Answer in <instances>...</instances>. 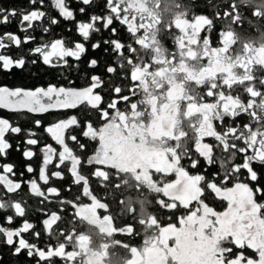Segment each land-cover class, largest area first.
Instances as JSON below:
<instances>
[{
  "label": "flooded vegetation",
  "instance_id": "1",
  "mask_svg": "<svg viewBox=\"0 0 264 264\" xmlns=\"http://www.w3.org/2000/svg\"><path fill=\"white\" fill-rule=\"evenodd\" d=\"M106 3L107 0H93L90 5H83L79 0H68L75 16V20L72 21L59 16L58 10L53 9L52 0H44L43 4L38 5L30 3L32 10H36L38 6L58 23L51 24L46 16L43 27H48L49 32L44 33L38 26L32 33L36 39L21 45L23 55L28 54L27 57L36 59V56L30 55L26 48L30 46L33 49L55 39L66 40L69 46L82 42L88 51L82 61L68 58L70 66L53 69L37 60L41 66L49 68V72L53 73L48 83L38 87H47L51 83L82 89L90 86V76L93 74L100 75L104 80L111 79L114 84L127 86L129 80H121L118 75L109 77L106 74L105 68L106 64L110 63L111 48H108L106 54L104 49L107 46L103 45L102 41L106 38L133 41L129 48L130 56L125 57L128 60L125 72L130 71L135 81L131 84L133 91L123 93V101L111 92L100 93L101 107L107 108L108 102H113L114 110L109 109V112L111 114L114 111L113 114L116 115V119H110L106 125L103 147L100 149L102 156L96 161L100 165H87V159L95 155L99 145L97 141L85 138L82 134L88 130L89 123L94 129L104 124V118L99 111L90 105L58 109L64 116H56L53 124L71 117L77 118V125L65 130L66 143L78 158H83L78 169L89 179L90 191L99 198V203L108 205L105 214H110L112 218L111 221L108 220L110 225L113 224L118 229L113 231L116 234L113 240L116 242L117 238L120 240L121 235L126 234L128 229L124 226L134 227V233L127 234V244L131 247L130 255H125V258L129 256L128 264H133L134 261L136 264H152L153 259L160 264H168V257L180 258L181 255L185 259H192L195 257L192 249L199 239L198 233L201 230L197 228L193 232L187 228L173 229L169 226L168 231H162L160 226L180 227L179 219L187 215V212L183 208L178 210L162 208L157 201L170 202L169 198L152 191L148 185L158 184L159 180L175 181L174 174L154 175L153 169L163 167L167 163V158L174 154L177 145L180 147L188 145L193 149L192 157L199 159V166L196 168L190 166V159L182 161L190 174L211 177L213 173H217V178L224 175L223 169L219 166L220 150L214 149L217 164L209 166L204 158L198 157L192 141L198 136L212 135L214 131L209 119L213 111L208 103L211 98L206 93H211L215 88L214 95L219 97L220 86L227 85L231 88L230 96L238 94L241 98L239 101L228 102L238 105L242 99H247L245 92L258 94L254 90L259 84L264 83V0H122V7L127 10L129 17L131 37L126 31V25L117 21L111 26L117 29V35L98 25L101 27L100 33H93L88 42L83 41L77 32V24L89 22L93 14H109ZM229 4L233 5L231 9ZM81 7L85 9L83 14L79 11ZM226 10L232 11L234 15L229 19L218 18V15L222 17ZM199 14L215 21L211 41L213 46L218 43L217 33L222 26L225 28L223 47H205L201 42L199 30L204 22L203 18H200V25H197L195 31L190 29L192 15ZM178 23L182 29L180 31L176 27ZM241 23L242 27L234 26ZM24 37L25 35L21 36V39ZM96 41H101L102 47L94 52L91 44ZM92 58L99 61V65L94 69L87 66V62ZM248 120L246 115L241 116L235 121V125L246 124ZM229 123L232 122L225 121V125ZM214 126L218 131H223L218 123ZM73 135L77 137L76 141L71 140L70 137ZM216 143L211 137H204L201 140V144H207L209 147ZM80 144L85 146L83 150L79 148ZM65 168L68 171L67 165ZM96 170L101 178L93 176ZM260 171L264 172V169ZM66 176L69 177L71 184L74 178L69 172ZM93 180H96L95 184ZM109 186L115 187L117 192L120 191L122 195L127 196V199L124 197L118 199L123 203L126 201L125 205H121L127 209L122 219L119 217L120 207L109 205V200L100 193ZM79 187L82 191V185ZM80 203L86 204H81L77 212L93 206L88 205L91 203L90 198H82ZM204 203L217 212H223L227 208L225 201L208 190L204 193ZM97 207L98 204L95 206L96 211ZM81 215L79 214L77 218L81 219V225L85 227L92 225L91 227L97 229V234L93 232L95 239L103 242L110 240L99 223H92L85 219L84 215L80 218ZM155 218L158 219V223L153 224ZM74 222L76 224V220ZM188 223L195 224L196 219ZM123 228L127 230L124 231ZM193 236H196L197 240H193ZM145 240L152 241L155 245L150 253L144 252ZM157 240L164 243H156ZM133 248L138 251L133 253ZM244 252L250 258H257V253L253 250L245 249ZM55 260L56 258L53 262ZM67 260L69 264H77L74 255H67L66 262Z\"/></svg>",
  "mask_w": 264,
  "mask_h": 264
},
{
  "label": "snow or ice",
  "instance_id": "2",
  "mask_svg": "<svg viewBox=\"0 0 264 264\" xmlns=\"http://www.w3.org/2000/svg\"><path fill=\"white\" fill-rule=\"evenodd\" d=\"M83 5H90L93 0H79ZM32 5L43 4L44 0H30ZM54 10H58L59 16L64 20H75L74 12L70 9L68 0H52ZM246 7V5H244ZM233 7L229 4V8ZM106 8L109 10L107 15L93 14L89 22H79L77 24V32L83 41L88 42L93 33H100L101 25L104 30H110L113 35H117V29L111 27L114 22H120L126 25V31L131 37L128 24L129 17L127 10L122 7V0H107ZM80 13H84L85 9L81 7ZM232 11L226 10L220 19H229L233 16ZM19 16V27L22 32L35 31L39 26L44 33L49 32L48 27H43L46 16L48 14L36 7V10L18 13L15 8L9 10L8 7L0 6V25H9L12 23V18ZM200 18H203V24L200 25ZM51 24L55 25L58 21L55 18L48 16ZM197 25H200L199 35L201 42L205 47H223L225 28L222 26L217 33L218 43L212 45V33L215 28V21L203 14L192 15L189 25L192 31H195ZM234 26H241L234 25ZM177 30H182L179 23L176 25ZM203 33V35H202ZM206 38V39H205ZM33 35H27L22 40L12 32H5L0 36V50L10 49L15 47L21 48V45L29 41L35 40ZM235 39V37H233ZM105 47L104 51L107 54L108 48H111L110 63L106 64L105 72L109 77L118 75L121 80H129L127 86L122 84H114L111 79L104 80L100 75L93 74L90 76V86L82 89L75 87H64L58 84H49L47 87L23 88L8 86H0V109H7L10 112L23 114L35 113L45 114L58 109H74L78 106L90 105L102 114L104 124L94 129L88 124V130L82 134L85 138L97 141L99 147L95 155L88 158L86 163L88 166L96 163L102 156L100 149L103 147V138L106 132L108 121L115 120L116 115L113 112L110 114L109 109L114 110L113 102L109 101L107 108H102V95L100 93L111 92L119 96L120 100L124 96L123 93H131L133 91L131 84L135 83L132 73L125 72V65L128 60L125 57L130 56V44L133 41H118L116 39L106 38L102 41ZM102 47L101 41H96L91 44V49L95 52ZM88 49L85 43L76 42L73 46H69V42L63 39H55L50 43L42 46H37L30 50L36 59H31L30 63L36 64L40 60L44 65L50 66L53 69H59L61 66H70L68 58H74L75 61H82ZM99 65L96 58H92L87 62L90 69H94ZM79 68L80 65L78 64ZM26 68V59L21 57L14 59L11 54L0 52V73L11 74L14 69L24 70ZM227 89V91H225ZM98 90V91H97ZM216 89L213 88L211 93L206 95L211 98L208 101L209 106L213 109L209 115L212 127L214 129L212 135L198 136L193 139L192 144L198 157L205 159L207 165L215 166L217 164V156L214 154V149H219L221 155L219 157V166L223 169L224 175L218 176L213 173L211 177L204 174H190L182 164L186 158L190 159V166L196 168L199 166V159L192 157L193 149L188 145L180 147L177 145L172 156L167 158V163L163 167L153 169L156 174H174L176 179L174 182H163L159 180L158 184L149 183L148 187L157 193H162L164 197H168L170 202L164 200L157 201L162 208L169 210H178L183 208L187 215L180 217V227L168 225L161 227V230L166 232L171 228H187L190 231H196L199 228V239L192 249L195 257L185 259L183 255L180 258L175 256L168 257V264H264V83L259 84V87L254 90L258 94H249L245 92L247 99H242V102L237 104L229 103V100L239 101L241 98L238 94L229 95L231 88L227 85L220 86V95L216 97L214 94ZM130 98V94H129ZM123 101V100H122ZM246 115L249 120L243 125H235V121ZM225 121H231L225 125ZM37 125L41 121L35 122ZM219 124L223 131H218L214 126ZM72 125H77V118L71 117L67 120H61L55 123L54 126L48 127L47 132L51 134L54 141L61 146L59 152L47 146L43 151L42 167L39 174V180L45 185L49 183L50 177L64 179L61 171H52L46 174L49 165L53 164V154L56 155L58 163L54 167L68 166L69 174L74 178L73 185H82V196L77 195L74 199L67 197L60 198L61 194L56 187L47 188V193L54 194L57 199L49 200L45 191H42L37 185L36 180L29 181L31 193L36 197H43L49 203H55L60 206L62 211L72 209L71 218L75 220L78 217L77 209L81 206L82 197L90 198L91 203L88 205L97 206L98 210L108 211V205L99 203V198L90 191L89 179L78 169L82 164L83 158H78L73 153L69 145L66 143L65 130ZM235 125V126H234ZM110 127V125H109ZM91 132V134H90ZM22 129L19 126H14L8 119L0 118V156H4L7 150L11 147L6 134H21ZM34 135V134H32ZM204 137H211L217 142L213 147L207 144H201ZM72 141H76V136L70 137ZM27 145H37L36 138L26 140ZM84 145L80 144L79 148L84 149ZM26 158H33L35 153L31 150H26L23 153ZM239 160V162H237ZM13 165L0 164V169H3L0 175V211L12 212L13 215L6 217V222L11 224L15 216L25 217L27 208L26 201L22 198L17 199L22 189V182H17L15 179H9V174L15 175ZM28 173L34 171L31 165L26 167ZM98 170L94 171L95 178H101L97 174ZM20 175H23L22 173ZM162 184V186H161ZM66 191L71 192L72 187L68 186ZM208 190L214 193L220 200L225 201L227 208L223 212L214 211L208 204L204 203V193ZM96 202V203H94ZM123 201H121V204ZM80 218H83L82 216ZM105 219H110L106 216ZM198 218V219H197ZM64 217L56 212L51 213L50 219L43 220L45 234L49 240L45 242L46 247H42L38 242H31L24 237V234L34 228L33 223L25 222L23 227L19 229H10L0 226V243L12 249L11 255L20 256L26 253L27 257L34 260V264H53L54 258H67L65 245V253L57 254L58 244L53 246L51 238L54 235L52 226ZM196 219L195 224L188 223ZM158 223V219L153 220V224ZM152 225H150L151 227ZM128 229L125 232L128 235L134 233L132 225L124 226ZM58 234L67 237L68 233L63 229L58 230ZM36 241H39L41 232H33ZM193 240H197L193 236ZM63 243V242H62ZM145 253H150L154 250L155 245L152 241L145 240ZM156 243H164L157 240ZM249 249L257 253V258L248 257L244 250ZM138 250L133 248L132 252ZM3 259V254L0 253V260ZM133 264H136L134 261ZM152 264H160L159 261L153 259Z\"/></svg>",
  "mask_w": 264,
  "mask_h": 264
},
{
  "label": "trees",
  "instance_id": "3",
  "mask_svg": "<svg viewBox=\"0 0 264 264\" xmlns=\"http://www.w3.org/2000/svg\"><path fill=\"white\" fill-rule=\"evenodd\" d=\"M0 6L8 7L9 10L15 8L18 13L27 12L33 9L30 5L29 0H0ZM19 16L12 18V23L9 25H0V36L4 35L5 32H12L17 35L19 38L25 35H32L34 31L29 30V32L25 33L20 30L19 27ZM31 47L28 46L26 51L29 53ZM0 52L4 54H11L14 59H19L24 57L26 59V68L24 70L14 69L11 74L8 73H0V86H8L10 88L14 87H23V88H35L38 86H42L48 83L52 78V72H49V68L45 66H41L40 63L34 65L30 63V60L33 59L31 56L27 57L23 55L22 48L11 47L10 49L0 50ZM31 55V53H29ZM57 75H59L57 73ZM58 117H62L60 111H50L45 114H35V113H13L8 111L7 109H0V118L8 119L10 123H13L14 126H19L22 129L21 134H6L8 136V142L11 147L7 150L6 155L0 156V164H11L13 165V172L15 175L9 174V179H15L17 182H22V189L20 191L17 199L22 198L23 201H26V205L22 204V206H26L27 212L25 217L15 216L14 220L11 224L6 222V217L9 215H13L12 212H4L0 211V225L5 226L7 228H11L13 230L19 229L23 227V223L30 222L33 223L34 228L30 229L29 232L24 234V237L31 242H38L42 247H46V241L49 240V237L45 234V228L43 225V220L47 219L52 212H56L58 215L64 217L63 220L58 221L56 224L52 226V231L54 235L51 238V244L56 245L64 244L67 247H70L71 244L74 243V239L76 234L84 233L87 230H91L97 234V229L91 226H83L81 225V219L76 220V224H74V220L71 218L70 213L72 209L68 208L67 211H62L60 206L55 203H49L45 201L43 197H36L31 193L30 183L31 180H36L38 187L41 188L42 191L46 192V195L49 197V200H55L57 197L54 194L47 193V188L56 187L60 192V198L67 197L69 199H74L77 195H81L80 187L69 183V177L66 176L68 172L65 166H60L59 168L53 167V164L49 165L46 170V174H49L52 171H61L62 175L65 177L64 179H58L55 177H50L49 183L45 185L43 181L39 180V174L42 167V158L43 151L47 146L58 148L59 145L54 143V139H52L51 134L47 132V128L51 127L54 123V119ZM39 120L41 123L37 125L35 122ZM34 134V135H32ZM79 134V133H78ZM29 138H36L38 140L37 145H27L26 140ZM26 150H31L35 153L34 157L29 159L24 157L23 153ZM31 165L34 169L32 173H28L26 171V167ZM23 175H20V174ZM4 174L3 169H0V175ZM93 184L96 183V180L92 181ZM71 186L72 191H66L65 189ZM2 187H0V191H2ZM106 199L109 200V205L116 206L119 208V217L120 219L125 216L127 209L121 205V201L118 199L120 197H124L127 199V196L122 195L120 191L117 192L115 187L109 186L103 189L102 192ZM82 196V195H81ZM114 215L116 214L115 211ZM127 219V216L125 217ZM73 224V225H72ZM63 229L68 233L67 237L60 236L58 234V230ZM90 231V233H91ZM33 232H41V237L39 241H36ZM114 236L116 234H113ZM128 235L122 234L120 237L121 247L111 248L116 250L118 253L115 256L117 259L119 258V253L123 252L124 243L128 242ZM63 242V243H62ZM120 245V244H119ZM113 246V245H112ZM114 247H117L116 245ZM120 248V249H119ZM12 249L8 246L0 243V253L3 254V259L0 260V264H34V260L27 257L26 253L21 254L20 256L11 255ZM59 254V253H57ZM53 264H63L62 258H56Z\"/></svg>",
  "mask_w": 264,
  "mask_h": 264
},
{
  "label": "rangeland",
  "instance_id": "4",
  "mask_svg": "<svg viewBox=\"0 0 264 264\" xmlns=\"http://www.w3.org/2000/svg\"><path fill=\"white\" fill-rule=\"evenodd\" d=\"M52 126H54V124H52L51 127ZM54 143L57 144L55 141ZM53 148L56 150V152L62 150L60 145L58 148L56 147ZM56 163H58V161L56 159V155L53 154V167ZM82 198L85 199L84 197ZM105 213L106 212L102 210L97 212L94 206L78 210V214L84 215L86 217L85 219L92 221V223L93 222L99 223L101 227L104 228L105 235H107V237L110 238V240L107 239L103 242L101 240L95 239L93 236V232L91 230H87L86 233H82V234L78 232L75 236L74 243L71 244L70 247L66 246L67 255H74V259H75L74 261L77 264H128L129 256L126 257L127 258L126 259L125 255H130L131 247L129 244H124L123 252L119 253V258L117 259L115 257L118 253L116 251L117 249L113 250L111 248L121 247V245H119L121 242L118 238L116 242L113 240L114 239L113 234H115V232L113 231H116L118 229L114 227L113 224L110 225V221L112 218L109 216L110 214H105ZM106 216L110 217V219H105L104 217ZM50 218L51 215L47 217V219ZM122 230L125 231L127 229L123 228ZM90 231L92 232L91 234ZM115 245L117 247H114ZM57 253L59 254L65 253L64 244H61L57 247ZM63 264H69V260H67V262L66 260H64Z\"/></svg>",
  "mask_w": 264,
  "mask_h": 264
}]
</instances>
